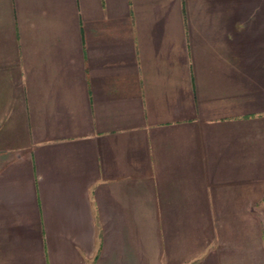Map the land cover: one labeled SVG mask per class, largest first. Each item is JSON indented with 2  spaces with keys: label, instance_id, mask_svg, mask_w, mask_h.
Instances as JSON below:
<instances>
[{
  "label": "crops",
  "instance_id": "obj_1",
  "mask_svg": "<svg viewBox=\"0 0 264 264\" xmlns=\"http://www.w3.org/2000/svg\"><path fill=\"white\" fill-rule=\"evenodd\" d=\"M198 259L264 264V0H0V264Z\"/></svg>",
  "mask_w": 264,
  "mask_h": 264
}]
</instances>
